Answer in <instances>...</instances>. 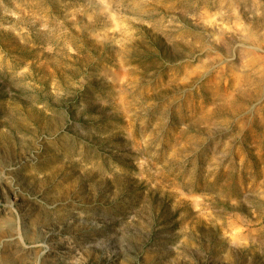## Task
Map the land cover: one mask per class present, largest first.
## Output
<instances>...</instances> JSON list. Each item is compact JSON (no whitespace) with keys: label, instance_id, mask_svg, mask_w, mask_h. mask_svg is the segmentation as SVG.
Instances as JSON below:
<instances>
[{"label":"rangeland","instance_id":"obj_1","mask_svg":"<svg viewBox=\"0 0 264 264\" xmlns=\"http://www.w3.org/2000/svg\"><path fill=\"white\" fill-rule=\"evenodd\" d=\"M0 264H264V0H0Z\"/></svg>","mask_w":264,"mask_h":264},{"label":"bare ground","instance_id":"obj_2","mask_svg":"<svg viewBox=\"0 0 264 264\" xmlns=\"http://www.w3.org/2000/svg\"><path fill=\"white\" fill-rule=\"evenodd\" d=\"M250 81H251V80H250ZM250 81H249V82H250ZM256 81H257V80H256ZM253 84H255V83L253 82ZM261 84H262V83H261ZM257 85H258V84H257ZM242 93H243V92H242ZM242 93H241V94H242ZM251 93H252V92H251ZM251 93H249V94H251ZM258 93H259V92H258ZM245 95H246V93H245ZM245 95H244V97H245ZM255 97H256V96H255ZM228 99H229V98H228ZM248 99H249V98H248ZM250 99H251V98H250ZM239 109H240V108H239ZM239 109H238V110H239ZM240 111H241V110H240Z\"/></svg>","mask_w":264,"mask_h":264}]
</instances>
